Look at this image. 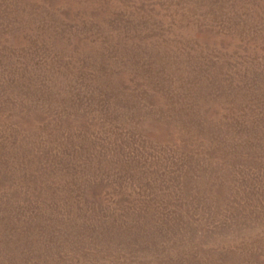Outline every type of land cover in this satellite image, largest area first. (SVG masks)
<instances>
[{"label":"rangeland","instance_id":"obj_1","mask_svg":"<svg viewBox=\"0 0 264 264\" xmlns=\"http://www.w3.org/2000/svg\"><path fill=\"white\" fill-rule=\"evenodd\" d=\"M0 264H264V0H0Z\"/></svg>","mask_w":264,"mask_h":264}]
</instances>
